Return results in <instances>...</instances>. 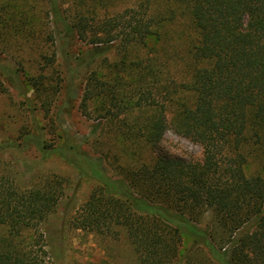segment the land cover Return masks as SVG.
<instances>
[{
	"label": "trees",
	"instance_id": "1",
	"mask_svg": "<svg viewBox=\"0 0 264 264\" xmlns=\"http://www.w3.org/2000/svg\"><path fill=\"white\" fill-rule=\"evenodd\" d=\"M162 1L168 4L165 10L152 9L157 0H135L133 6L110 15L74 14L65 28L68 35L102 51L109 44L146 41L176 18L178 9H188L195 34L188 51L198 65L189 76L161 78L155 64L147 65L141 58L135 68L141 80L149 75L150 85L136 88L133 104L116 102L115 107L118 114L131 108L150 111L144 125L134 130L137 144L154 145L171 126L199 142L204 158H158L134 169L129 181L111 177L100 161L85 160L81 172L101 184L75 224L132 228L142 244L140 264H167L182 256L185 235L193 239V246L186 250L183 264H264V180L245 174L244 158L237 152L244 141L253 139L264 168V0ZM51 8L59 18L55 3ZM89 17L97 23L91 25ZM90 86L100 87L90 82L87 97L100 94ZM125 126L131 130L128 123ZM64 188L58 175L28 189L13 176L0 175V224L8 226V233L0 236V264L42 262L38 250L21 245L19 237L32 227L31 245L43 242L40 228L58 206ZM207 211L214 221L204 226L199 220Z\"/></svg>",
	"mask_w": 264,
	"mask_h": 264
},
{
	"label": "rangeland",
	"instance_id": "2",
	"mask_svg": "<svg viewBox=\"0 0 264 264\" xmlns=\"http://www.w3.org/2000/svg\"><path fill=\"white\" fill-rule=\"evenodd\" d=\"M134 4L135 0H0V175L13 176L22 189L54 175L65 181L58 206L40 228L43 242L31 245L32 227L19 237L21 245L38 250L40 264H140L142 244L132 228L116 223L103 229L75 224L101 184L81 172L85 160L100 161L111 177L129 181L134 169L158 158L185 162L204 158L199 142L171 126L154 145L137 144L134 130L144 125L150 111L131 108L118 114L115 107L116 102L133 104L136 88L150 85L149 75L141 80L137 74L135 65L141 58L147 65L154 63L161 78L189 76L198 65L188 51L195 36L188 9H178L176 18L156 29L158 34L128 46L114 43L97 51L87 40L67 34L65 23L74 14L110 15ZM167 8L162 0L152 7ZM89 19L91 25L97 23ZM90 82L99 84L90 89L100 94L86 96ZM237 152L244 158L245 174L264 180L258 144L249 138ZM199 221L205 226L214 218L207 211ZM7 233L8 226L0 224V236ZM192 244L193 239L185 235L183 255L167 264H183Z\"/></svg>",
	"mask_w": 264,
	"mask_h": 264
}]
</instances>
